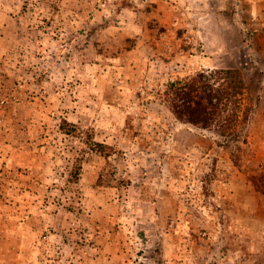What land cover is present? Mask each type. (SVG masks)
Here are the masks:
<instances>
[{"label":"rangeland","instance_id":"rangeland-1","mask_svg":"<svg viewBox=\"0 0 264 264\" xmlns=\"http://www.w3.org/2000/svg\"><path fill=\"white\" fill-rule=\"evenodd\" d=\"M262 30L264 0H0V264H264ZM217 68L229 148L162 98Z\"/></svg>","mask_w":264,"mask_h":264},{"label":"trees","instance_id":"trees-1","mask_svg":"<svg viewBox=\"0 0 264 264\" xmlns=\"http://www.w3.org/2000/svg\"><path fill=\"white\" fill-rule=\"evenodd\" d=\"M247 97L244 73L236 68L202 69L178 76L162 93L178 121L216 134L223 139L220 146L227 148L241 141L240 127L249 119Z\"/></svg>","mask_w":264,"mask_h":264},{"label":"crops","instance_id":"crops-1","mask_svg":"<svg viewBox=\"0 0 264 264\" xmlns=\"http://www.w3.org/2000/svg\"><path fill=\"white\" fill-rule=\"evenodd\" d=\"M255 20H257V18H255ZM256 36H257V38H256V42H255L253 48H261L260 51H261L262 55L264 56V30L260 31ZM252 61H254L252 66H256V67H259L261 69H264V64H263L264 62L258 61L254 57V55H253Z\"/></svg>","mask_w":264,"mask_h":264}]
</instances>
